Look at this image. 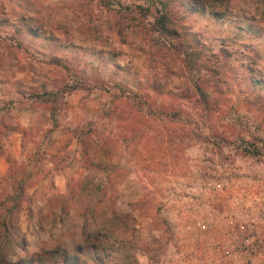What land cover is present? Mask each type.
Listing matches in <instances>:
<instances>
[{
    "label": "rangeland",
    "instance_id": "374dc122",
    "mask_svg": "<svg viewBox=\"0 0 264 264\" xmlns=\"http://www.w3.org/2000/svg\"><path fill=\"white\" fill-rule=\"evenodd\" d=\"M112 2L115 11L102 8L97 0H0V155L17 160L14 176L31 174L20 197L19 245L13 252L4 249L0 264H68L49 251L60 247L73 252L78 244L90 254L92 243L105 241L103 232L97 236L93 224L81 215L86 197L71 200L86 172L78 134L99 115L95 127L104 138L114 140L113 161L122 171L95 199L108 217L121 215L130 229L128 237L135 246L131 264H229L213 250L223 214L230 212L223 201L228 197L236 201L241 188L264 186V87H253V80H264V0H230L228 13L221 18L208 9L191 13L179 8L182 29L192 44L214 52L223 44L231 53L223 85L230 99L228 109L213 122L201 120L190 102L156 95L146 86L155 70L144 64V51L133 35L120 27L127 22L121 11L128 6L131 11L125 16L138 18L136 5L141 4L150 8L148 19L153 20L160 8L157 0ZM100 50L115 52V59H107V52ZM54 55L62 57L66 69L52 64ZM171 76L166 84L174 92L187 84L184 77ZM40 84L63 89L56 120L59 128H69L70 143L61 148L67 157L64 164L57 165L48 155L37 159L41 152L61 145L54 142L58 129L46 131L52 127L48 109L38 103L41 99L31 97ZM119 86H125L126 96L148 91L153 108L162 105L164 112L180 114L171 119L143 109L148 119L138 117L139 123L133 118L115 121L107 114ZM245 97L258 99L249 103ZM5 123L19 131L6 132ZM130 126L139 131L133 135ZM210 126L229 142L210 136ZM253 144L263 148L260 154L246 151ZM11 171L9 163L1 174L0 164V176ZM212 180L221 184L217 196L208 185ZM240 205L238 211L247 212ZM251 215L256 225L264 212Z\"/></svg>",
    "mask_w": 264,
    "mask_h": 264
},
{
    "label": "trees",
    "instance_id": "16d2710c",
    "mask_svg": "<svg viewBox=\"0 0 264 264\" xmlns=\"http://www.w3.org/2000/svg\"><path fill=\"white\" fill-rule=\"evenodd\" d=\"M146 1L152 2L153 0ZM176 1L178 2V0H157L160 8L157 9V14L153 20L148 19L150 8L144 7L141 4L136 5L139 8L138 18L130 17V14L125 16V12L131 11L127 6L121 11V16H124L127 22L120 27L127 30V34L133 35L135 42L144 51V64L155 70L152 79L150 82H147L149 84H146V86L156 95H173L181 100L190 102L201 120L213 122L215 119L224 116V112L228 109L230 99L224 92L223 85L227 80L228 73L226 67L231 53L227 51V46L223 44L220 45L217 52L211 51L212 49L209 47L192 44L182 29L181 21L184 16L179 14V8L184 6L191 13H203L208 9L214 18H221L228 13L230 0H181L182 4H177ZM97 3L104 9L115 11L112 0H97ZM117 13L119 14L118 11ZM24 18L26 19V17ZM116 25L118 24L116 23ZM122 28L120 29L123 30ZM121 30H119V33ZM61 46L63 47V45ZM100 52H107V59H115V52L110 50H100ZM61 61V56H52V64L56 66L61 65L66 69V65L63 66ZM157 69L161 71L159 72ZM191 74L192 78H189ZM171 75L184 77L188 80L187 84H184L183 88L178 92H174L171 88L167 87L166 83L170 79L169 77H172ZM253 87H264V80H253ZM118 88H120V93L113 96L112 101L114 106L107 114L110 118H114L115 121L123 122L133 118L137 121L136 123H139L138 117L148 119L143 109H145L147 114L165 115L171 117V119L180 114L176 110H173L171 114L169 112L166 113L161 108L162 105H159V108L156 106V108H153L148 100L150 97L148 91L141 94L138 91L133 92L129 90L131 96H126L123 94L125 86L124 88L122 86ZM62 92L63 89L59 87L49 90L45 84H40V89L31 95L37 101L41 99L42 101L38 103L44 109H48L52 127L46 131H53L54 129L60 131L54 140L55 143H61L60 147L54 149V146L52 148L54 149L53 152L50 153L41 152L37 156V159L43 160L48 155V158L52 162L56 161L57 165L61 161L63 164L66 162L67 157L63 153L61 154V148H65L70 143L68 136L69 128H59L56 120L58 108L56 103L60 96L59 94H62ZM255 98L258 99L257 97ZM130 99H133V104L129 103ZM256 99L255 101L257 102ZM247 101L252 103L251 101H254V98L245 97V102ZM100 119L101 116L99 115L89 122V128L86 131L78 134V141L81 143L82 168L86 172L80 176L82 178L76 183L75 191L77 193L74 191L76 194L71 200L72 202L75 200L79 201L83 200L84 196L86 197L88 202L84 205L81 215L93 224L92 227L97 236H100V232H103L105 241L100 244L98 241L92 243L90 246L93 248V252L90 254H85L83 247L78 244L73 252L63 251L60 247L49 251V253L55 256V259L61 257L68 264H107L108 262L112 264H131L135 259V246L133 245V240L128 237L130 229L125 226L121 215L116 214L108 217L106 211L97 204L99 200L95 199L98 193L106 191L113 186L119 176V172L122 171L118 163L113 161L117 148L114 140L108 137L104 138L99 133L97 127H95ZM5 125L7 126L6 132L16 129L19 131V127L16 125L7 123ZM211 127L210 136L219 137L222 142H229L227 137L221 136ZM130 130L135 135L136 131H139V127L134 126ZM186 134L189 135L188 132ZM199 134L202 135L201 133ZM262 147L264 148V146ZM263 148H259L253 144L252 150L246 149V151L257 155L260 154ZM16 161H8L12 165V171L7 175L0 176V207H3L0 213V253L4 249L13 252L15 247L19 245L17 220L20 209V197L26 186L30 184L29 179L31 174L19 173L18 176H14L13 169ZM19 169L20 167H16V171H19ZM7 187H10L9 191L6 190ZM59 219H63V216L60 215ZM84 228L82 229V233L86 231ZM108 241L112 244L106 246ZM9 264L14 263L10 262Z\"/></svg>",
    "mask_w": 264,
    "mask_h": 264
},
{
    "label": "built area",
    "instance_id": "2783aa9c",
    "mask_svg": "<svg viewBox=\"0 0 264 264\" xmlns=\"http://www.w3.org/2000/svg\"><path fill=\"white\" fill-rule=\"evenodd\" d=\"M208 185L212 196H217L221 187L219 180L216 182L212 180ZM237 196L236 201L233 200L234 197H228L223 201V205H230V212L226 211L223 214V227L219 230V237L213 244V250L229 264H255V256L264 244L256 237L255 220L251 214L254 212L262 215L264 212V186L241 188ZM239 204L242 207L244 205L247 212L238 211ZM201 228H205V225Z\"/></svg>",
    "mask_w": 264,
    "mask_h": 264
},
{
    "label": "crops",
    "instance_id": "0c3cea01",
    "mask_svg": "<svg viewBox=\"0 0 264 264\" xmlns=\"http://www.w3.org/2000/svg\"><path fill=\"white\" fill-rule=\"evenodd\" d=\"M14 153L15 154L13 157L17 158L18 157L17 151ZM0 164L2 165L1 174H3L8 169L9 163L5 158H3L2 155H0ZM254 228L257 239L259 240L261 239L260 241L263 242L264 244V216L259 218L258 223L254 226ZM255 264H264V246L261 248L258 255L255 256Z\"/></svg>",
    "mask_w": 264,
    "mask_h": 264
}]
</instances>
